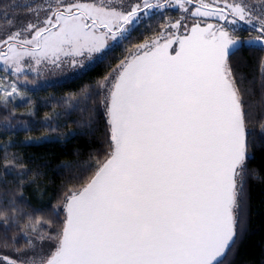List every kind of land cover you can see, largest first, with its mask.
<instances>
[{"label": "snow or ice", "instance_id": "6c2138e0", "mask_svg": "<svg viewBox=\"0 0 264 264\" xmlns=\"http://www.w3.org/2000/svg\"><path fill=\"white\" fill-rule=\"evenodd\" d=\"M174 3L190 11L191 0ZM171 6L173 0H134L124 10L103 0H52L42 19L0 34V57L17 74L28 59L37 72L64 62L83 69L85 55L103 53L109 40L127 39L141 16ZM191 15L217 24L166 21L104 78L103 88L111 81L103 101L110 151L88 182L66 195L48 257L28 264H223L240 224L250 158L245 103L228 57L241 46L264 49V16L257 27L237 0L201 3ZM240 21L257 35L234 38L226 26ZM13 94L15 85L5 89V98ZM0 247H8L6 239ZM0 264L23 262L0 255Z\"/></svg>", "mask_w": 264, "mask_h": 264}, {"label": "trees", "instance_id": "16d2710c", "mask_svg": "<svg viewBox=\"0 0 264 264\" xmlns=\"http://www.w3.org/2000/svg\"><path fill=\"white\" fill-rule=\"evenodd\" d=\"M237 1L256 7L264 16V0ZM36 2L0 0V31L27 15L23 3ZM180 16L186 17L175 4L153 12L133 26L127 39L71 78L45 85L34 83L32 78L19 80L23 83L19 85L22 98L4 104L15 122L8 124L0 116V241L8 242L7 248L0 247V255L22 250L27 245L25 232L28 237L48 238L62 228L66 195L86 184L97 163L110 151L108 117L97 89L99 83L136 44L154 37L166 21ZM239 23L235 30L228 27L236 38L247 40L257 35L251 25ZM263 61L264 49L259 45L241 46L228 57L245 103L250 158L240 224L223 264H264ZM5 213L7 226L3 224ZM37 221L34 233L31 228Z\"/></svg>", "mask_w": 264, "mask_h": 264}, {"label": "rangeland", "instance_id": "374dc122", "mask_svg": "<svg viewBox=\"0 0 264 264\" xmlns=\"http://www.w3.org/2000/svg\"><path fill=\"white\" fill-rule=\"evenodd\" d=\"M38 1L39 2H36V3H25V4L23 3V5L25 6L27 15L22 17L19 21L12 23V25L7 27V29L1 30L0 34H3L5 31H11V30H14L15 28L22 27L29 21H35L37 17L42 19L46 15V12L44 11V9L47 7L49 2H52V0H38ZM97 2H101V0H97ZM103 2L105 3L111 2L114 6L127 10L130 8L131 3H133L134 0H103ZM232 2L222 1V0H211V2H207V3H212L214 7L217 4L219 7H224L225 3H232ZM237 2H242V1H237ZM242 3L246 5L245 2H242ZM174 4L175 3L173 0V5ZM187 7L190 10L189 12H183V10L181 9H179V11L182 13H185L186 17H183V19L185 18L183 22L189 25V27L195 22H199L202 27L206 26L205 24H209V23L217 24V20L214 17H193L191 15V11H195L197 7L189 6V5H187ZM248 8L251 11V15L254 17H257V19L253 21V23H255L256 25H259V18L262 16L261 11L259 9L257 10L256 7L248 6ZM155 11L157 10H154L153 12ZM228 11H229L228 9H225L226 13ZM148 17L141 16V19L137 24H139L141 21L145 20ZM231 18L232 17L230 16L229 19ZM179 19H181V16L179 17ZM239 25L240 23H238V25H227L226 27L227 28L231 27L235 30V28H237ZM183 32H184V29L181 28L180 34H183ZM234 38L236 37L234 36ZM117 43L118 42L109 40L108 48L105 49L104 52L101 54H93L90 60L88 59L87 55H85V57H83L82 60L84 64L86 65V67H84L83 69L78 68V67L74 68L69 62H64L60 68L52 67L51 65H47V64L41 65V67L39 68L37 72V71L31 70L33 66V61L28 59L25 61V64H24L25 71L21 74H17V73H14L10 68H8L7 65L3 61V58L0 57V116L8 124H12L15 122L13 117L10 114H8L4 104L7 103L8 101L13 102L16 100H20L22 98L21 97L22 91L19 85L23 83H21L19 80L23 81L25 78H32L34 79V83L45 85V84H53V83L71 78L79 74L80 72L84 71L85 69L89 68L90 66H92L95 62H97L100 58H102L111 48H113ZM263 66H264V61H263ZM104 83L105 81L102 80L97 87L98 90L100 89V94L103 100H105L107 96L108 90L111 86V81L108 82V88L101 87V85H103ZM14 85L17 88V94H13L12 96L5 98L4 96L5 89L11 92L12 87ZM25 238L27 239V245L22 250L13 251V252L8 251V253L4 252V254L2 255L9 256L14 260L23 262V264H28L29 261H33V260L38 261L42 258L46 259L48 257V255L50 254L52 250V246L54 245V241L48 239L47 237H44L43 240H41L40 238L28 237V236L27 237L25 236ZM28 240H31V245H29Z\"/></svg>", "mask_w": 264, "mask_h": 264}, {"label": "flooded vegetation", "instance_id": "af4514ba", "mask_svg": "<svg viewBox=\"0 0 264 264\" xmlns=\"http://www.w3.org/2000/svg\"><path fill=\"white\" fill-rule=\"evenodd\" d=\"M196 3H197V2L191 1V3H189L188 5H189V6H196V7H199L198 5H200V3H198V5H196ZM226 14H227V13H226ZM207 23H208V22H207ZM211 24L216 25V24H214V23H211ZM205 25H207V24H205Z\"/></svg>", "mask_w": 264, "mask_h": 264}, {"label": "water", "instance_id": "95a60500", "mask_svg": "<svg viewBox=\"0 0 264 264\" xmlns=\"http://www.w3.org/2000/svg\"><path fill=\"white\" fill-rule=\"evenodd\" d=\"M196 5H198V4H196ZM198 6H200V5H198ZM258 45H259V44H254V46H258ZM259 46H260V45H259ZM239 48H240V47H239ZM239 48H237V49H239ZM237 49H233L232 52H234V51L237 50ZM232 52H231V53H232Z\"/></svg>", "mask_w": 264, "mask_h": 264}]
</instances>
